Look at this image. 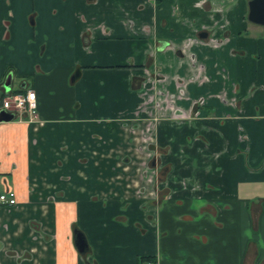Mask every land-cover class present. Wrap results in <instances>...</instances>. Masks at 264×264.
Masks as SVG:
<instances>
[{
  "label": "crops",
  "instance_id": "obj_1",
  "mask_svg": "<svg viewBox=\"0 0 264 264\" xmlns=\"http://www.w3.org/2000/svg\"><path fill=\"white\" fill-rule=\"evenodd\" d=\"M246 14L0 0V92L32 89L37 115L0 121V191L17 199L0 206V264H264L242 236H264V25Z\"/></svg>",
  "mask_w": 264,
  "mask_h": 264
},
{
  "label": "built area",
  "instance_id": "obj_2",
  "mask_svg": "<svg viewBox=\"0 0 264 264\" xmlns=\"http://www.w3.org/2000/svg\"><path fill=\"white\" fill-rule=\"evenodd\" d=\"M0 110L9 112L12 117H18V119L35 120L37 115L34 91L27 88L17 93H6L0 99ZM0 202L13 203L12 192H0ZM136 264H157V262L152 259H146L140 260Z\"/></svg>",
  "mask_w": 264,
  "mask_h": 264
},
{
  "label": "water",
  "instance_id": "obj_3",
  "mask_svg": "<svg viewBox=\"0 0 264 264\" xmlns=\"http://www.w3.org/2000/svg\"><path fill=\"white\" fill-rule=\"evenodd\" d=\"M249 21L264 25V0H247V14ZM12 114L4 110H0V121L10 120ZM74 243L80 251L83 249L84 242L81 234L77 233L74 238Z\"/></svg>",
  "mask_w": 264,
  "mask_h": 264
},
{
  "label": "flooded vegetation",
  "instance_id": "obj_4",
  "mask_svg": "<svg viewBox=\"0 0 264 264\" xmlns=\"http://www.w3.org/2000/svg\"><path fill=\"white\" fill-rule=\"evenodd\" d=\"M1 87H2V86H1ZM17 92H19V90L8 91V92H5V93H4V92H0V99H1L6 93H17ZM9 191L12 192L13 203L7 204V203L0 202V206L5 207V208H10V207H13V206H16V205H17L16 195H15V193H14L13 190L8 189V190L0 191V192H5V193H7V192H9ZM72 230H73V243H74L75 235H76L77 233L81 234L82 239H83V242H84L83 249L79 251V250L77 249L75 243H74V246H75L76 250H77L79 253H84V252L87 250V244H86V241H85V238H84L83 233H82L78 228H76V227H74V226H73V229H72ZM146 259H152V260H155V261L157 262V264H158V260H157V258H156V257H152V256H139V257H137V259H136V261H135V264H136L138 261H140V260H146Z\"/></svg>",
  "mask_w": 264,
  "mask_h": 264
},
{
  "label": "clouds",
  "instance_id": "obj_5",
  "mask_svg": "<svg viewBox=\"0 0 264 264\" xmlns=\"http://www.w3.org/2000/svg\"><path fill=\"white\" fill-rule=\"evenodd\" d=\"M207 204V201L203 198H198L192 202L190 207L195 209L196 211H199V209L205 207ZM202 217L197 216L196 220L198 221ZM242 236L245 240H255L260 247H264V236L260 235L259 233H253V230L250 227L245 226L242 230Z\"/></svg>",
  "mask_w": 264,
  "mask_h": 264
},
{
  "label": "rangeland",
  "instance_id": "obj_6",
  "mask_svg": "<svg viewBox=\"0 0 264 264\" xmlns=\"http://www.w3.org/2000/svg\"><path fill=\"white\" fill-rule=\"evenodd\" d=\"M249 26H248V30H250V28H251V24L249 23L248 24ZM132 154H134V155H136L135 157V159L134 160H129V164H127V165H125V164H122V165H124V166H126L125 168H124V171H126V170H135V172H137L138 171V163H139V161H140V158H142L141 157V155H140V153L137 151V149H135L134 148V150H133V152H132ZM131 154V155H132ZM130 155V156H131ZM139 156V157H138ZM144 161V160H143ZM145 168H146V174H147V176H151V173H152V168L150 167V166H148V165H146L145 166Z\"/></svg>",
  "mask_w": 264,
  "mask_h": 264
}]
</instances>
